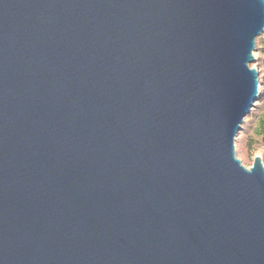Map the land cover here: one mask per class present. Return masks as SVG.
Returning <instances> with one entry per match:
<instances>
[{
	"label": "water",
	"instance_id": "obj_1",
	"mask_svg": "<svg viewBox=\"0 0 264 264\" xmlns=\"http://www.w3.org/2000/svg\"><path fill=\"white\" fill-rule=\"evenodd\" d=\"M264 0H0V264H264Z\"/></svg>",
	"mask_w": 264,
	"mask_h": 264
},
{
	"label": "trees",
	"instance_id": "obj_2",
	"mask_svg": "<svg viewBox=\"0 0 264 264\" xmlns=\"http://www.w3.org/2000/svg\"><path fill=\"white\" fill-rule=\"evenodd\" d=\"M255 53L259 54L260 61H262L259 65H262V69H264V31L256 38ZM252 65L255 66L254 62ZM258 93L259 96L256 101L259 102L252 106L253 108L255 107L256 111L254 112L252 108L244 117L241 131L237 136V139L241 137V142L246 146L245 153H248L250 156H252L257 146L264 150V101L262 100V96H260V92Z\"/></svg>",
	"mask_w": 264,
	"mask_h": 264
},
{
	"label": "rangeland",
	"instance_id": "obj_3",
	"mask_svg": "<svg viewBox=\"0 0 264 264\" xmlns=\"http://www.w3.org/2000/svg\"><path fill=\"white\" fill-rule=\"evenodd\" d=\"M261 62L262 61H260L259 54L255 53V61H254L255 66L252 65L251 67H255L258 71V74H259V76H258V84H259L258 92H260V96H262V100L264 101V69H262V65H259ZM257 102H259V101L255 100L254 104H256ZM252 110H254V112H255L256 111L255 107ZM239 139L236 140L235 150H236V155L240 159L241 163L246 167H250L252 165L254 157L260 156L262 158V161L264 164V150L257 146L256 149L254 150V153L252 154V156H250L248 153H245L246 152V146L243 142H241V139L240 140Z\"/></svg>",
	"mask_w": 264,
	"mask_h": 264
}]
</instances>
